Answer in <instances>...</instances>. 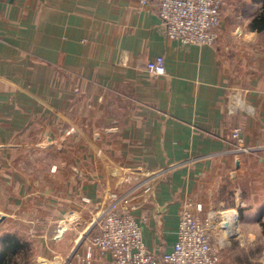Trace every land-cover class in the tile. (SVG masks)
<instances>
[{"label": "crops", "instance_id": "1", "mask_svg": "<svg viewBox=\"0 0 264 264\" xmlns=\"http://www.w3.org/2000/svg\"><path fill=\"white\" fill-rule=\"evenodd\" d=\"M160 1L0 0V256L113 264L87 254L115 206L163 257L192 204L237 216L223 264H264V0H223L214 46L171 40Z\"/></svg>", "mask_w": 264, "mask_h": 264}, {"label": "built area", "instance_id": "2", "mask_svg": "<svg viewBox=\"0 0 264 264\" xmlns=\"http://www.w3.org/2000/svg\"><path fill=\"white\" fill-rule=\"evenodd\" d=\"M148 0H140L146 6ZM223 0H161L159 15L166 35L183 46H214L219 40ZM151 76H166V60L159 56L146 65ZM250 112L248 106H244ZM232 143L238 153H248L244 134L235 130ZM116 198V196H114ZM201 212V206L197 207ZM230 212H211L205 218L184 205L174 250L163 257L150 253L143 240V225L131 213L110 207L98 221L100 233L90 239L87 258L94 251L108 253L113 264H223L219 248L230 246L234 220ZM143 222L145 218L142 219ZM230 221V227L224 224ZM219 239V248L213 239Z\"/></svg>", "mask_w": 264, "mask_h": 264}, {"label": "trees", "instance_id": "3", "mask_svg": "<svg viewBox=\"0 0 264 264\" xmlns=\"http://www.w3.org/2000/svg\"><path fill=\"white\" fill-rule=\"evenodd\" d=\"M252 27L259 30L264 29V12L254 20ZM5 242L11 245L12 248L0 256V264H17L14 255L20 251L19 241L16 238L6 237Z\"/></svg>", "mask_w": 264, "mask_h": 264}, {"label": "rangeland", "instance_id": "4", "mask_svg": "<svg viewBox=\"0 0 264 264\" xmlns=\"http://www.w3.org/2000/svg\"><path fill=\"white\" fill-rule=\"evenodd\" d=\"M216 245H217V243H216ZM216 245H214V246H216ZM216 247H218L219 248V245H217ZM221 250L222 249H220L219 248V251H220V253H221ZM41 256V254H39V257ZM39 257H37L36 259H35V261L34 262H28V264H48V262H47V260L46 259H43V258H41V259H39ZM24 258V257H23ZM22 258V259H23ZM263 259H264V253H263Z\"/></svg>", "mask_w": 264, "mask_h": 264}, {"label": "bare ground", "instance_id": "5", "mask_svg": "<svg viewBox=\"0 0 264 264\" xmlns=\"http://www.w3.org/2000/svg\"><path fill=\"white\" fill-rule=\"evenodd\" d=\"M231 216V218L234 220V222H237V216L235 215V213H230L229 214ZM235 231V230H234ZM237 235V234H236Z\"/></svg>", "mask_w": 264, "mask_h": 264}, {"label": "water", "instance_id": "6", "mask_svg": "<svg viewBox=\"0 0 264 264\" xmlns=\"http://www.w3.org/2000/svg\"><path fill=\"white\" fill-rule=\"evenodd\" d=\"M230 221H227L225 224H224V228H228V227H230Z\"/></svg>", "mask_w": 264, "mask_h": 264}]
</instances>
